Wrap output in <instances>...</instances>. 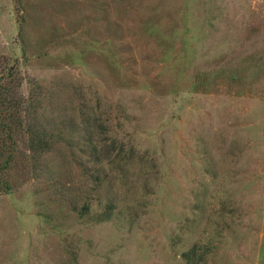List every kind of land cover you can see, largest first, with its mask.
<instances>
[{
  "label": "rangeland",
  "instance_id": "374dc122",
  "mask_svg": "<svg viewBox=\"0 0 264 264\" xmlns=\"http://www.w3.org/2000/svg\"><path fill=\"white\" fill-rule=\"evenodd\" d=\"M0 264H264V0H0Z\"/></svg>",
  "mask_w": 264,
  "mask_h": 264
},
{
  "label": "trees",
  "instance_id": "16d2710c",
  "mask_svg": "<svg viewBox=\"0 0 264 264\" xmlns=\"http://www.w3.org/2000/svg\"><path fill=\"white\" fill-rule=\"evenodd\" d=\"M39 141H41V140H39Z\"/></svg>",
  "mask_w": 264,
  "mask_h": 264
}]
</instances>
